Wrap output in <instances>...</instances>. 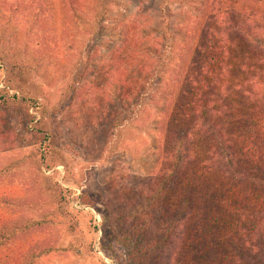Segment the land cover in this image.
Instances as JSON below:
<instances>
[{"label": "trees", "instance_id": "1", "mask_svg": "<svg viewBox=\"0 0 264 264\" xmlns=\"http://www.w3.org/2000/svg\"><path fill=\"white\" fill-rule=\"evenodd\" d=\"M199 2L179 26L166 9L149 26L111 15L116 0H59L61 43L70 30L119 42L108 63L113 89L127 107L157 115L151 126L160 139L150 148L159 161L143 191L139 233L111 242L130 264H148L155 250L166 251V264H264V0ZM52 9L48 0H0V15L21 13L20 24L42 17L47 26ZM53 37L43 32L35 55H48ZM10 102L20 101L0 91V105ZM1 180L22 194L0 185V264H33L54 251L32 241L41 229L79 232L77 221L46 218L50 196L65 217L60 186L10 165L0 166Z\"/></svg>", "mask_w": 264, "mask_h": 264}, {"label": "rangeland", "instance_id": "2", "mask_svg": "<svg viewBox=\"0 0 264 264\" xmlns=\"http://www.w3.org/2000/svg\"><path fill=\"white\" fill-rule=\"evenodd\" d=\"M48 1L53 9L47 26L42 17L38 28L29 17L18 23L21 13L0 15L4 40L0 43V91L20 101L0 105V166L22 168L36 182L60 186L65 217L52 211L56 199L50 196L45 202L46 218L78 223L74 236L64 225L33 235L32 241L55 248L33 264H130L124 251L111 242L116 234L139 233L143 195L159 161L158 153L150 148L153 138L160 139L151 126L157 115L150 106L144 110L127 107L119 98L120 88L113 89L108 63L111 52L121 44L73 30L62 44L59 0ZM199 1L116 0L110 9L113 16L149 26L156 25L166 9L179 26L186 16L197 14ZM45 31L55 41L48 55H35ZM14 62L22 66L21 71ZM28 98L38 102L27 106L21 100ZM0 185L10 187L13 195L22 194L17 183L8 186L1 180ZM5 213L0 210V217ZM166 254L153 251L148 264H166Z\"/></svg>", "mask_w": 264, "mask_h": 264}]
</instances>
